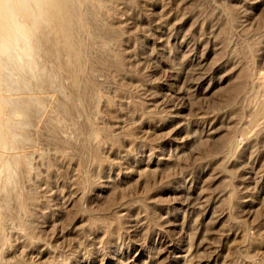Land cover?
Here are the masks:
<instances>
[{"label":"rangeland","instance_id":"obj_1","mask_svg":"<svg viewBox=\"0 0 264 264\" xmlns=\"http://www.w3.org/2000/svg\"><path fill=\"white\" fill-rule=\"evenodd\" d=\"M83 6L79 84L51 45L56 85L9 69L42 115L0 264H264V0Z\"/></svg>","mask_w":264,"mask_h":264},{"label":"bare ground","instance_id":"obj_2","mask_svg":"<svg viewBox=\"0 0 264 264\" xmlns=\"http://www.w3.org/2000/svg\"><path fill=\"white\" fill-rule=\"evenodd\" d=\"M86 1L87 0H0V193L1 192L4 193L5 191L10 189L9 186L12 180L14 179V177L16 176L17 172L19 171V168L23 167L25 169L27 165L29 167L30 163H32L31 159L30 160L28 159L29 161H31L30 163L29 161L27 162L26 156L24 155L21 146L26 141V137L24 135L25 130L27 128H28L27 130L31 128L29 127L31 115L33 114L34 111L37 114L36 116H40V114L42 113L41 111L42 109H40V106H39L41 101L39 102L38 105L36 104L37 100H36V97L34 95V92L31 86L25 83L23 79H19L15 81L14 79L16 78L13 79L14 76L13 77L11 76L10 74L11 72L9 73L10 71L9 69H12V67L14 66L18 74L27 73L28 75L29 73H32L33 76L41 78V83L44 84V87L46 86L45 84L46 82H48L49 84L53 86L55 84L54 83L55 80H57L56 76L54 77L56 78L54 80L53 76L47 72L44 65L42 66L41 63L43 61L39 62L41 67H39V64H38V60H39L38 57L40 55V52L44 49L46 45H51V50H53L55 56H59L61 53L65 54L67 61L70 64L69 69H71L72 71L74 83L79 84V77H81L80 76L81 64L84 62V61L82 62V59L85 58L86 56L84 54V51H85L84 45H83L82 40L78 37V32L82 28L84 29L86 27L87 18L89 17L88 16L86 18L87 15L84 14L81 10L83 9L82 8L83 3ZM95 14L96 13H94V15ZM88 21L90 20L88 19ZM104 40L106 39L104 38ZM101 43L104 44V42H101ZM106 46L107 45H105V47ZM42 52L44 53V51ZM61 67L60 68L58 67L59 70L61 69ZM48 68H49V65H48ZM84 72H85V68H84ZM68 75L70 76V74ZM59 76L61 77V75ZM81 84H82V81L80 85ZM259 84H261V82ZM61 86L63 87V85ZM80 90L78 92H80ZM82 90L84 91V89ZM64 93L65 92H63V94ZM78 95L80 94L78 93ZM55 125H57V123ZM30 126H32V124ZM94 132L96 133V131ZM24 169H22V171H25L23 172L24 173L23 176H25L26 170H28V168H26L25 170ZM20 174H22V172L19 173V175ZM17 178H20L18 174H17ZM16 189L19 190L20 188H16ZM9 193L11 195V192ZM5 196H7V193L5 194ZM8 198H9L8 200L11 201V197H8ZM4 202L6 203L7 200ZM11 208L13 209V207ZM6 213L7 211L5 212V214ZM5 219H6V215H5ZM2 229H3L2 224H0V239L2 237ZM9 248H11V246ZM1 254L3 256V253Z\"/></svg>","mask_w":264,"mask_h":264}]
</instances>
